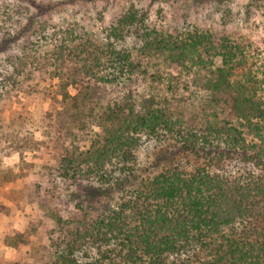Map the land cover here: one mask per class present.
<instances>
[{"label":"trees","instance_id":"trees-1","mask_svg":"<svg viewBox=\"0 0 264 264\" xmlns=\"http://www.w3.org/2000/svg\"><path fill=\"white\" fill-rule=\"evenodd\" d=\"M146 19L131 6L102 38L75 23L58 35L37 29L43 42L58 41L53 49L16 58L25 70L0 69V99L39 94L55 118L54 137L69 140L63 173L91 180V203L75 224L52 217L45 264H264V66L236 73L228 38L214 44L210 34L186 30L165 39ZM29 20L17 34L36 23ZM129 34L141 40L137 61L119 43ZM44 73L52 75L50 90L34 82ZM194 96L211 110L199 128L176 118L173 106ZM166 133L179 135L193 168L165 165L128 189L141 145ZM0 234L18 253L28 239L11 226Z\"/></svg>","mask_w":264,"mask_h":264},{"label":"rangeland","instance_id":"rangeland-1","mask_svg":"<svg viewBox=\"0 0 264 264\" xmlns=\"http://www.w3.org/2000/svg\"><path fill=\"white\" fill-rule=\"evenodd\" d=\"M16 5L27 7L28 12L17 14ZM131 6L145 13V23L165 39L168 34L177 36L186 30L206 32L214 44L219 38H228L237 47L231 59L236 73L248 66L263 69L264 0H31L28 3L0 0V69H12L11 66L16 65L25 70L29 65L26 62L23 65V61L19 64L16 58L27 56L34 49L40 53L53 49L58 41L43 42L37 29L56 33L75 23L89 36L102 38V31ZM29 17L35 18L36 23L18 35L20 26L30 23ZM140 41L129 34L119 42L134 49L130 56L133 61L140 57L136 51ZM209 57L215 64L222 60L220 55ZM39 76L34 82L42 80L46 90L52 89V75ZM15 79L20 82L23 78ZM104 93L112 96L110 88ZM15 95L6 94L0 99V230L11 226L26 232L28 239L18 253L14 247L5 245L0 234V264H45L51 250L44 238L56 227L55 219L75 224L83 216L91 203L88 201L92 193L91 180L86 174L63 173L61 147L67 146L69 140L54 137L56 132L50 127L53 128L55 118L48 112L49 103L42 102L34 92H20L18 98ZM198 104L196 96L188 102L174 103L176 118L199 128L203 124L202 114L206 116L211 110ZM178 139V134L166 133L145 140L137 152L135 170L129 176L127 188L151 179L165 165L182 163L192 169L195 156ZM236 171L234 168L233 172ZM215 242L219 244L217 239ZM203 252L199 256L205 258L209 252Z\"/></svg>","mask_w":264,"mask_h":264}]
</instances>
